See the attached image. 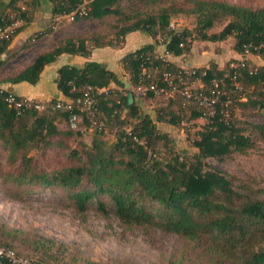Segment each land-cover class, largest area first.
Masks as SVG:
<instances>
[{"label": "trees", "instance_id": "trees-1", "mask_svg": "<svg viewBox=\"0 0 264 264\" xmlns=\"http://www.w3.org/2000/svg\"><path fill=\"white\" fill-rule=\"evenodd\" d=\"M50 1L53 14L66 15L75 12L73 20L100 22L105 17L112 16L111 26L115 29V42L102 44L96 37L88 40L81 37L64 38L50 50L37 54L14 75L3 78L2 83L26 82L34 85L45 66L54 62L60 54L66 52L87 57L92 48L119 44L132 32L143 33L151 37L152 42L121 58L123 70L132 85V90H129L132 95L130 99L128 92L122 88L124 83L119 74L107 68L104 63L94 60H87L81 66L62 65L58 68L55 79L58 91L65 98L63 100L73 104L81 100L84 92L89 90L95 99L91 110L71 112L47 108L40 112L32 109L18 111L8 106L5 96L8 93L17 97L26 96L0 86V138L8 148L9 159L14 161L18 153L21 159L19 171L9 174L6 179L12 180L17 186L27 184L67 189L66 195L80 214L84 213L92 200H95L96 207L102 212L106 210L108 202L113 213L127 224L157 225L180 231L190 239L201 235H214L218 249L223 254L235 251L240 264H264V200L236 190L222 172L205 167L202 163L204 158L222 159L224 155L232 151H242L249 145L247 136L240 133V129L234 126L230 118L232 106L228 116H224V103L227 97L234 102L238 89L263 83L264 66H258L255 72H250L248 65L240 67L239 61L235 62L238 67L229 64L219 68L214 61L209 66L196 67L197 82L206 87L216 80L223 85L224 93L209 113L204 112L196 103H187L192 106L187 120L200 117H207L208 120L197 131L198 137L192 142L197 152L191 159H188L184 149L175 152L169 148L167 150L170 157L160 156V150L156 149L157 141L166 139V134L160 132L149 113L139 111L133 91L141 84L139 78L143 68L154 76L159 86L165 87L168 86L166 82H162L163 72L176 74L183 70L156 51L159 44L156 37L169 26L172 13L196 15L197 39L219 41L233 36V48L239 54L250 52L262 55L264 3L251 7L224 0H180L178 5L171 2L159 7L157 13H152L127 9L122 6L123 0H88L87 14L80 15L77 9L83 0ZM21 4L22 0H9V11L0 18V25L18 18L29 20L31 16L27 5L22 7ZM222 18H228L224 27L218 32L208 33L207 30ZM13 34L7 40H0V53L7 48ZM190 34L191 31L187 29L181 32L168 30L166 35L169 39L164 41V53L179 56L188 51L189 48L182 43H185L186 35ZM87 41H93V44L87 45ZM7 60L0 59V68ZM244 63L246 64L245 61ZM235 81L238 86H235ZM142 83L147 84L148 80H143ZM105 87H113V91L110 94L98 92ZM142 95L146 99H153L162 94L146 90ZM172 98V103L177 104L178 110L186 108V104L179 97ZM57 99L52 98L48 103L51 104ZM73 113L80 117L75 128L70 126V116ZM169 114L168 118L159 114L157 119H163L169 125H176L183 119L182 114L171 110ZM56 115L64 118L68 130L61 131L56 128L53 123ZM31 117L33 121L27 125L26 121ZM132 119H136V123L132 124ZM93 121L96 125L92 124ZM97 124L102 125V128H98ZM88 129L93 131L90 143H82L81 149L71 148L68 156L72 161L69 163L48 171L38 167L32 162L33 156L28 155V150L40 143L54 144L49 140L52 134L77 138L82 137ZM113 129L116 131L115 140L108 143L104 140V134ZM57 144L62 143L57 141ZM144 199L161 204L164 210L162 214L158 217L146 209L142 204ZM0 243L12 246L3 241Z\"/></svg>", "mask_w": 264, "mask_h": 264}, {"label": "rangeland", "instance_id": "rangeland-1", "mask_svg": "<svg viewBox=\"0 0 264 264\" xmlns=\"http://www.w3.org/2000/svg\"><path fill=\"white\" fill-rule=\"evenodd\" d=\"M232 4H242L257 7L264 0H224ZM180 4V0H123L122 6L141 12L157 13L159 7L170 3ZM70 19V18H69ZM112 16L98 22H80L75 25L71 36L75 39L96 37L99 43H114L115 29L111 26ZM228 22L222 18L207 30L208 33L220 31ZM197 17L191 13H172L169 26L156 37L161 51H164L168 30L181 32L191 31L186 35L185 43L189 49L194 44L200 49L222 58L224 68L236 64V61L246 62L255 69L264 66V54L246 52L239 54L233 48L235 39L229 36L219 41L200 40L196 37ZM124 42V41H123ZM123 42L116 44L121 46ZM93 41H87L92 45ZM106 46V45H104ZM206 47V48H205ZM37 52L34 49L22 52L21 55L0 68L1 80L14 75L29 64ZM189 50L178 59L188 60ZM234 56V57H233ZM210 61L208 62L209 66ZM194 66L183 64L181 67ZM196 67V66H195ZM237 84V81L234 82ZM225 90H227L225 88ZM135 102L139 111L149 113L159 128L166 134V139L157 141L156 149L160 156L170 157L167 149L180 152L186 150L188 159L193 157L197 148L192 145L198 137L197 131L207 123V117L187 120L192 106L184 105L185 109H177L169 95H159L146 99L133 89ZM237 97L232 104L231 120L240 133L247 136L249 145L242 151H232L222 159L207 157L202 160L203 166L215 168L222 172L232 186L247 196L264 200V82L258 86H245L238 89ZM175 97V96H174ZM250 100V101H249ZM173 111L182 114L183 119L176 125H169L165 120ZM40 112V111H38ZM33 118L27 120L30 125ZM136 123V119L130 121ZM68 128L63 129L66 131ZM93 131L86 130L82 137L64 134H52L49 140L52 145L39 146L28 150L33 156V163L45 170H52L62 164L69 163V150L81 149L82 143L89 144ZM116 131L104 134V140L111 143L115 140ZM60 141L62 144H57ZM19 154L11 161L8 148L0 138V241L9 243L18 250L47 260L50 264H240L237 253L233 250L223 254L217 247L214 235H201L190 239L180 231L166 229L157 225H138L122 222L112 211L107 202L106 210L100 211L95 200L88 204L83 214L77 212L66 195L68 190L53 186L22 185L17 186L6 178L9 174L19 171L21 159ZM39 171V170H38ZM108 200L107 197H105ZM144 207L156 214H162L163 206L151 199L142 201Z\"/></svg>", "mask_w": 264, "mask_h": 264}, {"label": "crops", "instance_id": "crops-1", "mask_svg": "<svg viewBox=\"0 0 264 264\" xmlns=\"http://www.w3.org/2000/svg\"><path fill=\"white\" fill-rule=\"evenodd\" d=\"M8 1H0V18L9 11ZM24 5H27L31 17L29 20L17 19L16 32L13 34L7 48L0 53V59H8L7 63L27 50L34 49L37 54L50 50L58 41L67 37H73L71 33L75 25L85 22V20H71L65 15L53 14L50 0H22L21 6L24 7ZM150 42H152L151 37L136 31L128 34L121 46L106 45L94 47L87 57L65 52L60 54L50 65L45 66L36 84L31 85L26 82L16 84L2 83V87L5 90L41 102H48L55 97L65 99L62 93L58 91L55 82L58 68L66 64L81 66L87 60H94L104 63L107 68L117 72L124 83L122 88L129 93V90H132V85L128 75L123 70L121 58ZM206 50L204 47L200 49V46L196 47L193 44L189 49L188 60L183 61L182 59H178L180 55L172 56L161 51L160 45L156 47V51L161 56L166 57L169 61L179 66H183L185 63L202 67L208 66L209 61H214L221 68L223 66V57L217 58L218 55H212V52L206 53ZM53 123L58 130L62 131L67 128L66 121L61 115H56Z\"/></svg>", "mask_w": 264, "mask_h": 264}, {"label": "built area", "instance_id": "built-area-1", "mask_svg": "<svg viewBox=\"0 0 264 264\" xmlns=\"http://www.w3.org/2000/svg\"><path fill=\"white\" fill-rule=\"evenodd\" d=\"M1 1V0H0ZM88 0H83L79 5L77 12L80 15H86L89 7L87 6ZM75 12L66 14L71 20L74 19ZM18 20H14L11 23L0 25V40H7L14 33L17 27ZM240 67H245L247 64L241 62ZM233 67H238L237 64H231ZM249 67V66H247ZM183 70L176 74L165 71L162 73V82H166L168 87L159 86L154 79V76L149 73L145 68L142 69L139 82L141 83L137 92L139 94H144L146 90H152L158 94L169 95L171 97H179L183 104L185 103H196L204 112L209 113L212 111L215 104L219 102L220 96L224 93L223 85L218 81L213 80L205 87L203 83L196 81L195 76L197 75V69L195 66L182 67ZM252 71L255 69L249 67ZM250 70V72H251ZM205 73V72H204ZM143 80H148L147 84L142 83ZM235 86H238L235 84ZM89 89V88H88ZM113 91V87H105L98 90V92H103L104 94H110ZM5 100L9 107H13L18 111L24 110H37L43 111L47 108L51 110L65 109L69 111H83L91 110L95 105V99L90 94L89 90L84 92V96L77 103L73 104L71 101L63 100L58 98L55 102L49 104L48 102H39L28 97H17L13 94L8 93L5 96ZM118 102V101H117ZM233 100L227 97L225 100V107L223 109L224 116H228L229 109ZM80 117H77L75 113L70 116V126L75 128L77 121ZM96 125V122H92ZM98 128H102V125L97 124ZM0 264H49L45 260H41L37 257L28 255L13 246H8L6 244L0 243Z\"/></svg>", "mask_w": 264, "mask_h": 264}, {"label": "water", "instance_id": "water-1", "mask_svg": "<svg viewBox=\"0 0 264 264\" xmlns=\"http://www.w3.org/2000/svg\"><path fill=\"white\" fill-rule=\"evenodd\" d=\"M132 97L131 92L128 93V98L130 99Z\"/></svg>", "mask_w": 264, "mask_h": 264}]
</instances>
